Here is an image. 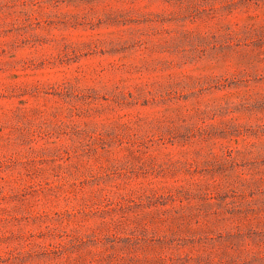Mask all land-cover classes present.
Instances as JSON below:
<instances>
[{"label":"rangeland","instance_id":"obj_1","mask_svg":"<svg viewBox=\"0 0 264 264\" xmlns=\"http://www.w3.org/2000/svg\"><path fill=\"white\" fill-rule=\"evenodd\" d=\"M0 264H264V0H0Z\"/></svg>","mask_w":264,"mask_h":264}]
</instances>
